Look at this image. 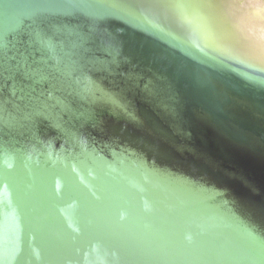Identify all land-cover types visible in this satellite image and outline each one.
<instances>
[{"label":"water","instance_id":"95a60500","mask_svg":"<svg viewBox=\"0 0 264 264\" xmlns=\"http://www.w3.org/2000/svg\"><path fill=\"white\" fill-rule=\"evenodd\" d=\"M237 2L0 0V264H264Z\"/></svg>","mask_w":264,"mask_h":264},{"label":"bare ground","instance_id":"6f19581e","mask_svg":"<svg viewBox=\"0 0 264 264\" xmlns=\"http://www.w3.org/2000/svg\"><path fill=\"white\" fill-rule=\"evenodd\" d=\"M238 2H239L238 8L239 7L244 8L245 6H248L250 8L251 14L249 17V21L252 23H250L249 29H252L253 32L262 31V28H260V26L258 25H255V23H258L260 20H264V0L259 2L257 0H238ZM242 12L244 13V10H242ZM261 38L263 39L264 37L262 36Z\"/></svg>","mask_w":264,"mask_h":264},{"label":"clouds","instance_id":"9594fccd","mask_svg":"<svg viewBox=\"0 0 264 264\" xmlns=\"http://www.w3.org/2000/svg\"><path fill=\"white\" fill-rule=\"evenodd\" d=\"M189 23H192L191 21H189ZM190 39L195 42V40L197 39V29L195 27L194 24H192V34H191V37Z\"/></svg>","mask_w":264,"mask_h":264}]
</instances>
